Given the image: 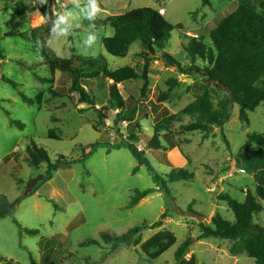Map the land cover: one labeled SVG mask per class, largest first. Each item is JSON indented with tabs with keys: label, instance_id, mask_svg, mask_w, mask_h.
<instances>
[{
	"label": "rangeland",
	"instance_id": "374dc122",
	"mask_svg": "<svg viewBox=\"0 0 264 264\" xmlns=\"http://www.w3.org/2000/svg\"><path fill=\"white\" fill-rule=\"evenodd\" d=\"M237 3L238 0H209L207 5L201 0H0V193L14 200L31 189L19 200L13 214L0 217V258L29 264L30 253L35 261L50 264H171L174 250L186 233L194 237L200 233L199 222L211 225L215 212L231 222L235 220L226 202L216 195L227 192L242 201L246 189L253 191L255 184L264 185L255 178L256 174L264 177L258 173L261 168L255 169L264 163V155L248 153L246 165L239 157L229 160L242 150L239 147L248 132H264L263 103L248 113V124L239 121L238 104L233 103L230 119L207 133L182 131L180 126L191 120L182 115L160 129L161 134L170 132L176 147L171 148L169 139L160 137L161 148L146 149V139L152 136L154 123L159 120L156 113L177 112L193 100L197 90L190 91L187 86L202 80L199 73L189 75L166 65L157 51V58L148 67L144 95L141 78L119 84L125 99V109L119 110L109 100L107 84L98 74L82 81L94 104L79 102L78 93L70 90V75L51 70L47 55L76 56L88 72H100V64L109 69L129 65L141 72L144 59L140 53L145 50L138 40L125 56H114L104 49L102 38L113 33L112 17L150 6L175 26L164 50L188 68L192 62L185 50L187 42L195 37L212 46L211 30L235 10ZM85 58L93 59L94 64L85 65ZM205 63L195 60L200 67ZM35 75L51 82L39 81ZM3 76L16 82V86L2 80ZM170 77L178 80L172 88L166 82ZM163 92L166 98L159 101ZM22 94L31 97L33 103H26ZM102 109L107 116L101 119ZM10 118L22 122L23 127L11 124ZM132 129L136 136L129 139ZM31 141L43 147L51 161L64 157L57 169L43 179L47 163L31 167L27 162L26 147ZM94 142L117 146L110 150L98 146L82 159L83 151ZM127 142L143 150L158 173L166 175L182 167L192 171L193 177L169 183L173 199L167 198L153 184L146 167L138 165L124 145ZM134 167L136 172H132ZM136 188L154 190L128 206ZM171 201L182 211L191 209L203 219L176 213ZM260 203L262 210L253 215V222L264 226V200ZM162 213L160 227L141 231L142 239L137 245L140 256L131 246L112 250L109 243L101 240L102 231L121 234L134 225H149ZM14 219L24 227L38 229V233H19ZM86 239H96L99 244H79ZM184 258L187 264L254 262L243 254L230 255L227 242L215 238L193 239Z\"/></svg>",
	"mask_w": 264,
	"mask_h": 264
},
{
	"label": "trees",
	"instance_id": "16d2710c",
	"mask_svg": "<svg viewBox=\"0 0 264 264\" xmlns=\"http://www.w3.org/2000/svg\"><path fill=\"white\" fill-rule=\"evenodd\" d=\"M201 3L207 5L209 0H201ZM110 24L113 27V33L102 38L104 49L111 55L125 56L130 45L138 40L145 50L140 53L144 59L141 72H137L135 68L129 65L109 69L105 64H100V72L96 70L88 72L79 65V62L75 59L76 56L60 58L47 55L51 70L58 69L70 75V90L78 93L79 102L89 105L94 104L93 99L84 89L82 81L98 74L104 78V82L107 84L109 100L119 110L125 109V99L119 90V84L127 80L141 78L143 80L141 94L144 95L148 86V67L151 61L157 58V51L160 52L159 58L166 65L175 66L182 73L189 75L199 73L202 76L203 88L197 91L193 100L177 112L156 113L155 118H159V120L154 123L152 136L146 139V149L161 148L160 137L169 139L168 145L171 148L176 147L177 142L172 139L170 132L167 130L161 134L160 129L174 120H179L182 115L191 117L189 122L180 126L182 131L207 133L214 127H222L230 119L233 103L238 104V119L243 124L249 123L248 113L250 111L254 110L260 103L264 104V0H238L235 10L211 30L212 46H207L192 37L185 45V50L192 62L188 68H183L173 55L164 50L170 32L175 26L166 20L159 10L150 6L133 8L112 17ZM70 50L74 51L72 43L70 44ZM197 58L206 63L201 67L197 66L195 64ZM85 59L87 61L85 65L91 67L94 64L93 59ZM35 77L42 82H51L50 79L40 75H35ZM2 80L13 87L16 86V82L8 77L3 76ZM166 82L168 87L172 88L177 85L178 80L175 77H170ZM187 89H190V85L187 86ZM51 92L57 95L56 91L51 90ZM166 95V92L161 93L158 97L159 101L164 100ZM21 97L26 103H33L31 97L24 94ZM106 116L102 109L100 118H106ZM10 123L20 128L23 127L22 122L13 118H10ZM137 126L136 123L135 127L137 128ZM51 132L52 129L49 130V135H51ZM135 136V130L132 129L128 138L132 139ZM124 145L137 160L138 165L146 167L153 184L167 198L173 199L169 191V183L188 180L193 177L192 171L182 167L173 168L166 175H162L154 169L149 159L144 155L143 150L138 149L131 142ZM226 145L228 146L227 142ZM98 146H106L110 150V148H116L117 145L108 142H94L88 145L87 151H83L82 159L90 155ZM247 146L264 149V132H248L239 149L241 150ZM26 153L27 162L31 167H38L41 162L47 163V168L41 179L50 176L51 171L57 169L61 159L64 158L60 156L59 159L51 161L48 152L34 141H31L30 145L26 147ZM136 171L137 167H134L132 172ZM258 173L264 175V167L259 169ZM38 180H40V177ZM153 190V188L134 189L128 206L135 205ZM30 192L31 189L29 188L14 200H10L6 194L0 193V217L13 214L19 200L30 194ZM216 196L217 199L226 202L233 212L235 220L231 222L220 213L215 212L211 217V225L199 222L200 233L195 237L186 233L174 250L171 264H187L184 254L189 249L193 239L206 238L225 240L230 255L243 254L252 258L253 264H264V226L253 222V215L262 210L260 200H264V185L255 184L253 191L246 189L242 201L235 199L227 192L218 193ZM163 216L164 213H162L160 219L149 225L145 223L134 225L121 234L102 231L100 233L101 240L104 243H109L112 250L122 246H131L136 254L140 256L137 245L142 239L141 231L145 227H160ZM14 222L19 233L22 231L31 234L38 233L36 228L24 227L16 219H14ZM79 244H99V241L86 239ZM20 246L25 248L23 245ZM29 259V264H50L36 263L30 253ZM0 260L1 264H21L3 257Z\"/></svg>",
	"mask_w": 264,
	"mask_h": 264
},
{
	"label": "crops",
	"instance_id": "0c3cea01",
	"mask_svg": "<svg viewBox=\"0 0 264 264\" xmlns=\"http://www.w3.org/2000/svg\"><path fill=\"white\" fill-rule=\"evenodd\" d=\"M191 82H192V79H191ZM203 88V82L201 81H196L193 86L190 87V91L193 90V91H200L202 90ZM227 122V121H226ZM225 122V123H226ZM224 123V124H225ZM248 153H259V154H262L264 155V149L261 148V147H257L256 150H254L251 146H247L245 148H243L241 151H239L238 153H235L233 154V157H232V160L231 158L229 159L230 161H234L236 160V158L239 157L240 161L246 165L247 161H246V156ZM248 164V163H247ZM250 166V165H249ZM264 167V163L263 164H258L255 169L257 170L258 168H262ZM255 178L256 180L259 182V183H263L264 182V177H261V176H258L257 174L255 175ZM255 180V179H254ZM255 180V181H256ZM257 183V182H256ZM36 263H40V260L36 261Z\"/></svg>",
	"mask_w": 264,
	"mask_h": 264
},
{
	"label": "water",
	"instance_id": "95a60500",
	"mask_svg": "<svg viewBox=\"0 0 264 264\" xmlns=\"http://www.w3.org/2000/svg\"><path fill=\"white\" fill-rule=\"evenodd\" d=\"M188 81H189V83L191 82V78H190V77H188ZM171 206H172V208L175 210L176 213H180V214H182V215H184V214H190V215H194V216H196L199 220L203 219V216H202V215H198L197 213H195V212H193V211H191V210L182 211L181 209H179V208L175 205L174 201H171Z\"/></svg>",
	"mask_w": 264,
	"mask_h": 264
},
{
	"label": "clouds",
	"instance_id": "9594fccd",
	"mask_svg": "<svg viewBox=\"0 0 264 264\" xmlns=\"http://www.w3.org/2000/svg\"><path fill=\"white\" fill-rule=\"evenodd\" d=\"M93 10H95V6H93ZM61 19H63V18H61Z\"/></svg>",
	"mask_w": 264,
	"mask_h": 264
}]
</instances>
